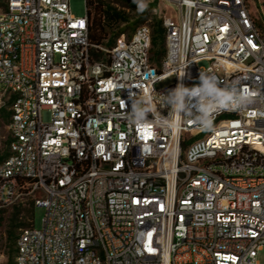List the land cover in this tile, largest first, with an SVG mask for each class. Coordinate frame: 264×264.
<instances>
[{
	"label": "built area",
	"instance_id": "built-area-1",
	"mask_svg": "<svg viewBox=\"0 0 264 264\" xmlns=\"http://www.w3.org/2000/svg\"><path fill=\"white\" fill-rule=\"evenodd\" d=\"M164 1L178 15L160 11L154 61L149 23L109 47L90 42L88 9L75 17L70 0H0V219L29 197L46 209L41 229L30 219L18 233L15 264H264L261 16L252 0ZM201 72L250 103L216 113L210 131L176 115L162 126L161 94ZM140 95L153 114L136 125Z\"/></svg>",
	"mask_w": 264,
	"mask_h": 264
},
{
	"label": "clouds",
	"instance_id": "clouds-1",
	"mask_svg": "<svg viewBox=\"0 0 264 264\" xmlns=\"http://www.w3.org/2000/svg\"><path fill=\"white\" fill-rule=\"evenodd\" d=\"M134 3L141 13L148 7L147 0H134ZM161 95L163 104L170 109L167 117L161 114V125L164 127H170L172 115H176L181 117L180 121H176L177 125L184 119H190L196 127L210 131L216 113L240 111L250 103L247 90H240L235 86H221L215 75L203 72L199 74V84L189 87L180 82L175 88ZM134 99L138 102L133 105L129 121L136 125L149 122V116L153 114L152 101L141 95ZM201 147L194 145L189 150L190 156H194Z\"/></svg>",
	"mask_w": 264,
	"mask_h": 264
},
{
	"label": "trees",
	"instance_id": "trees-1",
	"mask_svg": "<svg viewBox=\"0 0 264 264\" xmlns=\"http://www.w3.org/2000/svg\"><path fill=\"white\" fill-rule=\"evenodd\" d=\"M89 19V40L92 44L113 46L116 39L122 33L131 34L136 27L148 22L152 27L153 41L152 54L154 61H159L165 54V29L162 18L153 13L156 9L155 3H150L144 12H138L137 4L134 0H86ZM121 4L124 9L119 8ZM127 10L134 12L133 15ZM134 17V19H133ZM133 19V20H132ZM129 30L131 32H129ZM95 58H100L102 54L95 49L92 50ZM0 117L9 123L10 111L7 108L0 109ZM9 155V139L6 141L4 151L0 153V160ZM32 207L26 212L28 218L32 219V212L35 207L34 201H31ZM2 213L0 224L3 220ZM21 215V210L17 209L11 218L10 229L8 231L9 247L6 253V261L1 264H15L16 239L18 233L16 229L27 227L25 223L16 222ZM29 227V226H28Z\"/></svg>",
	"mask_w": 264,
	"mask_h": 264
},
{
	"label": "rangeland",
	"instance_id": "rangeland-1",
	"mask_svg": "<svg viewBox=\"0 0 264 264\" xmlns=\"http://www.w3.org/2000/svg\"><path fill=\"white\" fill-rule=\"evenodd\" d=\"M150 3L156 4V9L153 10V13L158 17L161 15L160 11L165 10V8L167 12L172 14V16L175 17L178 15V8L173 4L165 2L164 0H147V4L149 5ZM252 3H253L252 5L253 9L255 11L258 10L261 16L260 23L264 24V0H252ZM118 6L119 8L124 9L121 4H118ZM70 9H71V13L75 17L85 16V14L87 13L86 0H70ZM127 11L130 12L131 15L134 14V12H132L131 10H127ZM129 32L131 31L129 30ZM201 65L207 66L208 62H202ZM173 82H174V78L164 80L156 84V88L157 89L163 88L165 86L172 84ZM8 137H9L8 122H6L0 117V153L4 151ZM31 201L32 199L30 197L25 198L23 201H20L15 205L9 206L4 210L3 220L2 223L0 224V246L3 251L7 252L8 250L9 247L8 231L10 229V222L12 215L17 209L21 210V215L19 216L16 222L25 223L27 227L30 226V218H28V216L26 215L27 213L26 211L32 207ZM45 214H46V209L44 207H40V206L34 207L32 212V220L35 229L42 228ZM20 230L21 228H18L16 229V232L19 233ZM257 259L261 263H264V247L262 250L259 251ZM4 261H6V259H4Z\"/></svg>",
	"mask_w": 264,
	"mask_h": 264
}]
</instances>
